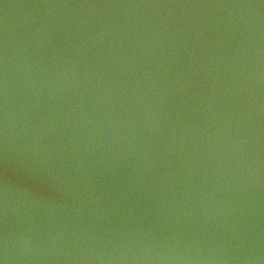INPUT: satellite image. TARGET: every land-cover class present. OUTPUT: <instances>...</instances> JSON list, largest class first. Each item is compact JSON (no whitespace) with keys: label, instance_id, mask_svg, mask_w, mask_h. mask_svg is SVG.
Segmentation results:
<instances>
[{"label":"water","instance_id":"water-1","mask_svg":"<svg viewBox=\"0 0 264 264\" xmlns=\"http://www.w3.org/2000/svg\"><path fill=\"white\" fill-rule=\"evenodd\" d=\"M264 264V0H0V260Z\"/></svg>","mask_w":264,"mask_h":264},{"label":"clouds","instance_id":"clouds-1","mask_svg":"<svg viewBox=\"0 0 264 264\" xmlns=\"http://www.w3.org/2000/svg\"><path fill=\"white\" fill-rule=\"evenodd\" d=\"M0 264H6V258L4 260H0Z\"/></svg>","mask_w":264,"mask_h":264}]
</instances>
